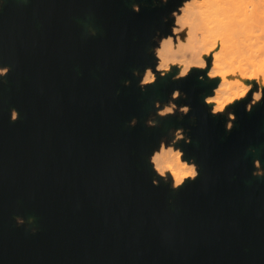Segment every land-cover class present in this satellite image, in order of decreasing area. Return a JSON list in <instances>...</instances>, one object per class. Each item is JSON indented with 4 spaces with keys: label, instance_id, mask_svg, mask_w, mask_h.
I'll return each mask as SVG.
<instances>
[{
    "label": "water",
    "instance_id": "95a60500",
    "mask_svg": "<svg viewBox=\"0 0 264 264\" xmlns=\"http://www.w3.org/2000/svg\"><path fill=\"white\" fill-rule=\"evenodd\" d=\"M133 1L0 9V64L12 65L0 78V264H264V176L252 175L253 158L264 163V105L241 104L229 134L205 112L210 85L192 75L141 91L132 69L154 63L151 35L170 30L161 18L174 2L137 13ZM176 86L191 113L147 126L153 101ZM173 125L191 129L181 144L200 164L178 190L153 185L148 163ZM17 214L34 223L17 224Z\"/></svg>",
    "mask_w": 264,
    "mask_h": 264
},
{
    "label": "clouds",
    "instance_id": "9594fccd",
    "mask_svg": "<svg viewBox=\"0 0 264 264\" xmlns=\"http://www.w3.org/2000/svg\"><path fill=\"white\" fill-rule=\"evenodd\" d=\"M170 0H153L154 5H168ZM174 6L162 16V22L170 30L157 27L151 35L148 51L154 63L133 68L139 77L138 86L147 91L158 80L180 81L190 75L210 85L205 89L202 102L206 114L223 119L225 133H231L239 120L238 110L251 113L264 105V0H173ZM141 2H132L134 12L141 11ZM170 22V23H169ZM95 34V30L92 31ZM11 64H0V78H5ZM196 71H193V70ZM219 78V79H217ZM132 83L130 79L123 81ZM183 97L190 101L188 91L173 87L168 98L153 101L154 111L145 120L149 127H156L168 115L184 119L192 111L190 102L178 103ZM20 109L13 106L10 119L20 118ZM192 114V119H195ZM139 117L132 116L130 126H135ZM190 128L184 125L170 127L148 155V163L154 173L151 182L159 186L161 180L173 190L180 189L188 181L200 176V164L195 156L186 154L184 144L193 140ZM251 151L255 152L254 147ZM253 176H264L262 158L252 160ZM17 224H25L23 215H15ZM34 219L28 217V220ZM33 233L38 231L32 227Z\"/></svg>",
    "mask_w": 264,
    "mask_h": 264
},
{
    "label": "rangeland",
    "instance_id": "374dc122",
    "mask_svg": "<svg viewBox=\"0 0 264 264\" xmlns=\"http://www.w3.org/2000/svg\"><path fill=\"white\" fill-rule=\"evenodd\" d=\"M133 2H138V1H133ZM4 3H5V0H0V9L2 8V6L4 5ZM132 4V3H131ZM141 5L142 6H149V5H152V6H160V5H154L153 4V1H152V3L151 4H149L147 1H142L141 2ZM88 25H89V23H88ZM93 30H95V29H93V28H91V31H93ZM95 32H96V30H95ZM151 47V46H150ZM149 47V48H150ZM141 71H143V70H141ZM138 79H139V77H137ZM217 79H219V78H217ZM178 103H184V100H183V97H181L178 101H177ZM155 109H153V110H151L150 112H152V111H154ZM149 112V113H150ZM149 115V114H148ZM169 116H175V117H178L179 118V116L178 115H168L167 117H169ZM148 117V116H147ZM167 117H163V118H160V117H158V119H159V121H160V123H159V127H162V121L165 119V118H167ZM146 120V119H145ZM195 119H192L191 118V121H194ZM167 124H168V122H167ZM172 127H176V126H172ZM167 131H168V129L165 131V133L164 134H166L167 133ZM163 134V135H164ZM182 142V141H181ZM34 223V219H32V220H28V218H25V224L26 225H28V226H30V225H32Z\"/></svg>",
    "mask_w": 264,
    "mask_h": 264
}]
</instances>
